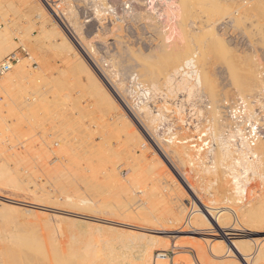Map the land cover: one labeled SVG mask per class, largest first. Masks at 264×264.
Instances as JSON below:
<instances>
[{"label":"bare ground","instance_id":"obj_1","mask_svg":"<svg viewBox=\"0 0 264 264\" xmlns=\"http://www.w3.org/2000/svg\"><path fill=\"white\" fill-rule=\"evenodd\" d=\"M79 1H82V2L88 1L92 3V6L94 7L93 10H94L95 19L97 21V24L99 25L98 28L100 29L109 27L110 30L113 29L114 31H122L124 28L122 25V22L134 21L138 17V14L142 12L147 15L145 16L144 19L146 20L149 19L147 21L148 24L150 26H155L158 32L164 34V37L161 43H163L164 41L165 46L163 44L162 49H161V46H159V49H161V53L159 52V50L158 51L156 50V52L160 54L158 55V53L154 52L153 55H155V53L158 55L157 56L158 61L157 60L156 61L159 62L161 65H163V67L170 65L171 68L168 69L169 66L166 67L165 69H167V71L166 72L164 71L166 74L164 75L162 80H159V78L156 77L157 75L155 76L156 74L155 68H153V66L148 63L147 61L148 58L141 56V53L139 52L140 50H138V53L140 54L136 55L138 54L136 53L135 54L136 56L133 59H135L138 66L140 67L138 68L140 73H138L137 72L138 70H137L136 71L137 73L136 72L132 73L133 75L128 80L129 91L135 94L136 96V100L134 104L128 105V103L126 102V98L124 97L125 93L122 92L123 85L125 83L122 81V79L120 78V80H118L119 82L118 83L116 82L117 84L115 82H114L115 84L112 83V80H110L111 74L110 75L108 74L109 73L108 71L110 69L104 71V69L103 70L101 69L103 68L102 66H100L101 64L99 65L97 63L98 61L94 62V60L98 59V58L96 59L97 56L95 57L94 55L96 54L95 53L96 51L94 52L95 49L89 44L90 43L89 41L86 42V40L83 37L84 35L83 36L81 35V31H83L82 29H83L84 22H82L80 18L78 19L77 12H75L74 10L75 7H73V4H72L74 2H79ZM134 1L138 2L141 5L139 0H134ZM207 1L210 3L206 5ZM238 1H242V3L237 7V9L232 11L231 9L232 5L230 3L226 4L225 0H159V3H160L159 9L154 8L152 6L151 8H148L146 10L143 7L144 5H142L144 10L139 11L135 7H132L130 8V10L124 11L120 15V17L115 16L114 18H110L111 21H106V20H109V17L105 15V10L109 9L108 2L106 0H58L56 4L57 9L53 13L51 11V15L53 16V18L56 20V23L58 24V25H54L57 27L53 28V29H56V30H53V32L51 29L46 30V24H48L50 18L48 19L49 15L45 13V8L42 6H39L37 17L40 18L41 23H42L41 25L44 28L43 30L44 39H46L44 41H46L50 45H53V47H56V48L58 47L59 50L61 48L65 49L63 51L65 54L64 56L65 58L63 57V59L68 64L67 65L68 74L69 73L72 74V81L74 83L72 84L71 82V85L72 86L75 85V87L78 89L76 90L78 94H74V95L70 94L67 97L64 94L62 95V100L60 99V97H58L60 95H57V98L61 100V103L65 102L69 110L74 109L75 112L78 113V116H81L82 114H84L83 116H85V118L88 112L90 114L94 112L99 113L100 121L98 118V124L95 125L100 130L99 132L105 129L111 132V135H113L112 132L114 133L121 132V134H123L122 140H120V138L117 136L118 140H120L118 142L121 143L122 145L121 151L123 154H125V151H124L125 147L130 146L133 154L139 151L140 156L138 157L143 156L142 158H145L144 157L145 153L148 154V152H151L150 149H153V152L159 157L160 161H158L155 164L154 163L150 164L148 172L152 174L153 176H156L155 179L157 180L158 183H160L159 181H161L162 179L161 177L166 172L165 166L168 168L165 161L169 162L173 160L177 164H180V166L182 165L184 167V171H183V177H185L183 178V182H185L184 185L187 187V189L189 188L191 192L193 191V195L195 196V198H197V201L199 202V204L196 203L197 204L196 208L194 207V205L196 204L191 205V210H190L191 213L187 217H185L186 215V213L184 214L185 210L182 207H180V205L178 204L181 193H182L181 189L184 190V186L180 182L179 183L181 185V188H178L179 186L176 185L178 188L177 190H175L176 188L168 189V187H166L168 184L167 185L165 184L166 186H164L161 184H157V182L156 184L155 182H152L153 185L151 184L152 186L151 187L149 186V188L147 189H145L144 186L142 187L144 183H142V185L139 184V186L138 184H136L135 187L137 191H132L133 189L131 190L129 186L134 183L131 186L133 187L135 185V182L141 183V180H143L142 176H140L139 178L140 182L134 181V180H132L134 181L132 182L129 180L130 181V182L128 181L129 183H125L124 181L120 180V177L117 178V174H115L116 166L110 167L108 165L103 164L100 170L97 171L96 168L97 166H100V164L96 165V163H93V162L91 163L90 161L91 159L87 161L88 164L85 162L86 166H84L79 163L81 160L75 157L77 155V154L76 155L74 154L75 148H73V152L70 153V150H68V145L66 143L67 138H64L62 136L59 140L60 145H58V147L56 146L57 147L56 149L55 147L52 148L50 151L46 149L48 153L46 150H44L46 152L43 153V150H42L44 148L43 147L42 149H39V152L42 151V153L40 154L38 152V149L36 150L34 148V150H36L39 154L37 152L34 153L33 152L34 150L32 149L33 147L32 141H34L35 139L33 140L32 138L33 135L29 132V129L32 128L33 126V122H34L33 116L34 115L33 116H30V115L32 114V111L34 109H39V108L43 109V107H45L48 104V100H47L48 97L46 94L38 93L35 96L34 95H32L31 97L25 96L23 100L21 99L23 92H25V90H23L25 87L20 88L22 84L20 82H22V79L25 76V71H24L25 58L19 57L18 54L16 53L17 61L11 65L8 71L4 72L6 73V76L1 77L2 79L0 80V88L2 90L0 91H4V93L6 94V96L4 97L8 99L6 100L5 98L6 102H10L8 103L10 107L8 105H5V106H8L7 110L8 108L10 109L9 113L11 112L10 115L7 112L9 115L8 117L14 116L13 113H16L17 112L16 110H18L19 112L18 114H20L21 112V115H22V117H20V115L17 116L15 114V116H17V123H18V119L21 121L20 118H23L24 116L23 121H25L26 124L25 122H23V124H25L27 129L25 131L26 133L25 132L23 133L27 137L23 139L24 143L22 144L20 143L23 147L22 150L19 149L18 147L15 149V146H16L15 145V146H12L13 149L11 151L10 150L7 151L10 153L8 154L6 153V156L4 155L6 152L5 150L3 154H0V189L6 188L7 191L10 190L13 193L17 192L19 194L22 193V194L28 195L29 197L32 196V199L35 202H38L39 200L38 198L41 196L48 198L49 196H47V194L45 193L43 194L40 193L39 196H37L38 193L35 192L34 194L33 193L34 191H32L34 189L32 188H31L32 190L29 189V180H30L29 178H31L32 174H34L36 170L43 171L42 173L45 175L44 177L45 178L47 177V179L52 180L51 182L53 184L55 182V187L57 186L58 189L60 187L63 190L64 188L67 187V189H64V191L60 189L62 191L60 195L57 192L56 196L53 198L54 199L53 203H51L50 200L49 202L51 203V205L54 204V206L55 205L61 206L59 207V209L60 208L63 209L62 206L71 209V210H61V209L56 210L57 208L56 207L54 208V210H51L54 213H58L56 214V216L54 215L52 216L56 218L57 223H58L57 226L60 228L61 231H63V232H60L61 236L66 235L65 234L67 232L66 229H68L67 226H70L69 225L70 223L68 224V221L72 223L71 225L73 229L71 228L72 230L70 229L68 232V236H71V239L77 238L78 237L77 234L81 232H84L86 235L87 228L93 225L91 221H94V222L100 221L101 223H106V224H119L120 226L119 221L115 222L111 218L105 219L103 217L104 219L101 221L100 219H98L100 218L99 216L96 218L91 215L85 214L84 212L83 213L77 212V210H81V211H89V212L95 213L98 210L92 207L96 210L94 211V209L91 208L89 202L93 198L86 199V197L83 195V193L81 192V189L79 188L77 184L78 181L79 182L83 181L85 184L87 183L88 186L89 185L93 186L89 182H92L93 184L95 182L96 185L98 184L103 185L105 186V187L102 186L104 189L107 187L106 192L108 194V197L112 199L117 198V200L121 199L125 201V202L123 201L122 203L119 200L120 204L123 205L122 208H120L118 212H116L117 211L116 209H115L116 211H113L112 209V213L116 212L117 215L112 214V213L111 214L112 216L113 215L118 216V213H119L118 217L121 216L120 217L121 219H117V220H120V221L122 220L123 222L121 223L127 224V226H124L123 224L122 225L126 227V229L128 230L118 231L116 230L117 227L115 228L116 225L113 226L114 228L112 226H105V228H102L104 226H102L100 223L99 224L101 226L96 224L95 229L98 230L97 232L106 230L107 233L110 231V232H116L117 234L115 236H112L111 234L112 237H110V239L100 240L101 244L99 247H101V249L98 248L100 249L99 251L95 250V245L92 243L91 240L85 243L84 246H82L81 250L80 248L78 249L75 248L77 244H74L75 247H71L69 246L70 244H67L69 246L68 248L70 251L68 253L60 254L62 251H59L61 248L60 249L58 248V252H57L58 253L57 263L58 264H78V261L75 258L76 255L77 257L79 256V258H81L84 261V263L82 262L81 264H107V263L109 264L110 262H113V264H264V242L257 243L256 237L252 239L251 237H249L250 239L233 238L232 236L234 232L233 231L229 232L226 230V228L230 226L234 227V226L240 225L243 228L246 226H251L252 228L248 229L250 232H258L259 228L264 227L263 226L264 225V210H263V213H261L262 210H260L263 205L261 201L264 200V137L260 139L257 138V140L253 144H251V142L249 141V139L246 137V135L243 132L242 122H239L238 120L234 121L230 117L228 118L225 115L224 109H222L225 106V104L227 105L234 101L240 100L244 105V111L246 113V116L248 118H251L256 115L254 112L255 105H259L260 107L264 108V70H262V67H260L258 63L253 64V65L252 64L246 65L244 68L242 67L243 72H241V74L239 72L238 73L239 76L237 75L238 76V77L236 76L237 78L232 79L230 83L231 84L230 90L226 89L229 92L227 93L225 91L226 93L222 94V97L219 98L220 95L219 93H217L216 90H214L212 81L207 76L208 75L207 71H203L199 68L195 70L187 71V70H182V68L178 66L181 50L185 47L182 43L183 41L181 42L182 43L181 44L182 46L180 45L181 47H179L178 44L177 45L175 44L176 41H173V39L175 38L176 32H178L177 33L178 34L177 36L179 37L177 38L178 40H182V39L184 40L185 36L188 37L187 34L189 33L186 32L185 27H192V29H194L195 31L200 30L197 28L196 23L191 20L185 23L183 22V19H185L188 14H191V9L196 8V6H199L200 9L206 6V9H209L210 11L211 9L214 10L213 13H216V11L218 10L220 11L227 10L228 12L226 13V15L227 14L229 16L234 15L233 18L235 17L240 18L244 15L246 16L248 12H251V10H255V9L259 10V12L264 14V0H248L250 1L249 2L250 4L247 3V0H238ZM233 20L239 21L236 19H233ZM214 24L215 22L210 23L209 28L212 31H214ZM67 28H69L71 31V32L68 31L71 34V38H74V36H76L77 40L74 39L75 44L72 43V41L66 34H64L63 32L64 30L62 31V29L67 30ZM214 33L215 32H213V34ZM2 35L3 36L6 35L8 40L5 39V37H3ZM56 36L61 38V41L58 40ZM8 37L9 36L7 35L6 30L5 31L0 30V38H2L1 39L2 43L3 44L7 43V46L5 45L6 46L5 49L4 48H0V49H4L7 51L9 50L10 53H13L15 52V51H12L14 44L11 42V40H9ZM44 41H42V43ZM172 41L175 43L173 44ZM220 41H221L220 46H224L223 44H226L223 42V39H221ZM170 43H172V45H169ZM178 43L180 44V42ZM45 48H48V47H45ZM54 49H50V50L54 51ZM56 54L57 56L59 55L58 53ZM93 55L95 59L91 58L93 57ZM188 56L189 57L184 62V65L187 68H191L190 67L192 63L191 53H189ZM244 56L245 55H243V57ZM91 60H93L95 64L97 63L101 70L98 68V66H96L97 64L95 65ZM90 62L91 64H93V67L90 64ZM241 63H243L242 60H241ZM115 64H116V60L112 61L113 67L115 66ZM239 66L240 65H238V67ZM96 68L99 74H101V77L98 75ZM113 69H114V71H112L114 72L113 75L114 76L119 75L118 69L115 70L116 67H114ZM161 72L162 70L160 71V74ZM119 77L120 75L118 76V78ZM108 84L114 90L115 88L119 89V90L117 89L118 91L117 90L116 91L119 92L120 94L115 92V94L117 93L116 96L118 97V100H116L114 98V95H112L113 92L111 93L110 90L108 89V86H107ZM61 86L59 85L58 87H61ZM58 89L60 90V88ZM243 92H248L251 94H244ZM80 95H85L86 99H88L89 102L87 104L80 105L81 103ZM19 104L22 106H19ZM24 107L26 108L24 109ZM1 108H4V107H1ZM113 110L116 113L115 119L117 120V122L114 123L113 128L112 127L110 128V124L107 122L109 117L107 116L110 113H112ZM7 113H6V116H7ZM15 116L14 118L16 120ZM89 116L90 115H88V117ZM11 118L13 117H10V119ZM14 118H13V121L15 122ZM20 121H19L20 124L18 123L19 126L23 125L21 124L22 122ZM4 123H5L4 118L0 116V129L2 130L4 129L3 127L6 126L5 125L6 123L5 124ZM11 123H12V120H11ZM13 124L14 123H12V125L10 124L11 126H9V124L7 123L8 127L6 126L5 130H10L12 131V133L13 132L17 133V131L18 133L20 132L22 133V131L20 130L24 129L22 128L23 126H21L22 129L18 128L20 130H17V127H14ZM60 124H62V121ZM174 124H177L176 126L179 128L178 130H175V128L174 129L171 128L172 126H174ZM87 125H93V124H87ZM164 126H166L165 128H163L164 132L162 131V134H158L157 133L159 131L158 129ZM23 133L21 135H23ZM96 133H98V131H96ZM103 134H100L99 136L100 141L98 142H94L92 140L87 141L84 144L85 146L84 145L83 146L87 147L90 151L92 150L96 155H99L104 158L106 155H108V151H110V149L114 153H116L117 148L110 147V149L106 150L104 148L103 142L108 141V140L106 137H105L106 139L103 137ZM11 135H14V133ZM18 135L16 134L17 136L16 138H18ZM19 137H22V136H19ZM45 143H42V144H45ZM149 144L153 145V148ZM89 150L88 151L85 150V154L86 152L88 153ZM26 151H27V155H25ZM126 152H128L126 153L128 154L127 157L131 156V154L129 155V150H127ZM28 153H31V155L28 156ZM46 153L49 155L50 153L54 154L55 159L52 158L49 162H44V160L43 162L42 160L40 161L41 159L40 156L43 157L45 156ZM45 157H48V156H45ZM142 158H141V161L146 159V158L145 159H142ZM169 163L171 164V162ZM92 164H95L96 167H94ZM19 165L21 166L25 176L23 174H22L23 176L21 175V172L19 171L20 170ZM33 168L35 169L34 171L32 170ZM37 168H39L40 170ZM132 170H133L132 173L134 172L137 173L136 174L137 176L139 175V173L141 172L143 173V171H141V168L139 166H136L134 168L132 167ZM174 171H176V169ZM176 172L178 174V171ZM187 173L193 174L192 178L196 180L195 183L198 182L197 184L200 188L202 186L201 184L205 183V181L208 184L215 185L214 187L212 186L209 187V185L207 184L208 188H206L207 186H203L205 187L203 189L204 194H206V191L208 189H210L213 192V194L208 198L201 195L202 191L200 192L199 191L200 189H198L199 187L197 188V186H195L197 184H194V182L192 183L190 180H188ZM133 175L131 176L132 179H133ZM136 175H134V177ZM204 175L205 176L208 175L209 177L210 176L211 177L210 178L208 177L209 180H205ZM131 178H128V179H131ZM179 178H181L182 180V174L179 175ZM136 180H138V178ZM96 185L94 184V186ZM158 185L160 188L157 187ZM162 186H164L165 188L164 187L162 188ZM91 190L93 191V187ZM195 191L199 193V195L201 196L196 195ZM102 193H103V190H102ZM251 193L255 194V196L253 195L254 197L252 198L253 200L249 199L250 196L252 195ZM8 195H12L11 192ZM136 195H138L139 197V200L137 201L135 200ZM6 196L0 195V197H3L2 200H4L2 201L4 204L1 210L2 213L4 212L11 213V215L16 216V218H18L16 215L17 213L16 211H17V207H20L19 205H21V207L22 206L27 207L28 210H26L27 208L25 209L27 212L33 209H40V207L35 206V204L30 201L25 202L26 201L25 200L23 202H18L16 199H14V197L8 198ZM9 197H12V196H9ZM108 197H107V200H108ZM110 198L109 200L112 201V199ZM246 199L248 200V202ZM250 200L252 201V203L249 204L248 206H245L247 203L250 202ZM96 201L94 203H96ZM101 203L99 205H102L105 202L102 204ZM160 203L164 205L163 206L164 211L162 210L163 213L161 214L160 217H156L155 219L150 220V222L148 223H151V225L153 226L157 224V226H159V228L161 229H155L154 231L159 232L160 235L162 236H155V235L149 234L148 228L144 229V227L142 226H137L132 223H129L130 221H134L136 218L137 220L138 218H140L145 221H148L149 218L148 219L146 218L148 215V210L153 208L154 207L153 205L160 204ZM219 203H223V204L220 206L215 205ZM110 208L111 207H109L108 210ZM105 210L107 211V213L111 212V209L108 211L106 207L102 210V212ZM22 212L25 213L24 210ZM7 215L9 216V214ZM26 216L29 217L28 213L26 214ZM33 216L35 215H32V217ZM50 216L51 215H49V217ZM49 217L47 218L48 219L52 218V217L50 218ZM4 219H6V217ZM25 220L27 222V219ZM124 220H128L129 222L127 221L124 222ZM64 221L65 223L67 221V224H68V225L67 224L64 225L66 226V229L65 227L62 226L63 225L62 223ZM38 222H41V220H38ZM4 223L6 225V222ZM44 223H46V221H44ZM50 223L52 225V222ZM143 223L145 222L143 221ZM15 225H19V224L15 223ZM139 225H141V222L139 223ZM17 227L14 231L20 230L19 227L21 226L18 227V230H17ZM24 227H21V229ZM214 227H217V229L219 230L220 236H218L213 231L214 229H211ZM256 227H259V228L256 229ZM46 229L47 228H45V230ZM120 229H122V227ZM60 230H57L56 228L55 231L59 233ZM6 231L5 230L3 231V229L2 230L0 229L1 240L4 242L6 241L7 243L11 242L12 244L13 242L16 243L17 240L15 239H18V238H15V237L17 236H15L12 233L6 232ZM53 231L54 230H52V232ZM240 231L242 233L244 232L242 229ZM240 231L239 233L237 232L238 235L241 233ZM50 232H51V229H50ZM90 232H92V229ZM167 232H172L173 234H165ZM176 232L184 233V235H176ZM46 234L47 233H45V235ZM53 234L56 236L55 233ZM53 234H51V236H53ZM87 234L89 235V233ZM45 235L43 237H45ZM198 235L203 236L204 238L203 237L202 238H203V241L205 242L206 240H209V239H211L209 241H213V244L210 245L209 249H206L203 246V244L200 242V240H198L200 238L198 237ZM252 235L254 234L252 233ZM100 237L94 236L95 239L96 238L99 239ZM175 237H177L176 240H172ZM184 237H186L185 239H187L189 245L185 240L181 239ZM241 237H243V235ZM64 239L66 240V238ZM78 239L80 238L78 237L76 241H78ZM43 240L41 239L40 241L42 242ZM114 240H116L117 242H115ZM83 241H86V240L84 239ZM70 243H72V241ZM12 244H11V247H12ZM67 245H64V246H67ZM78 245L81 246L80 244ZM186 245L190 246L191 249L188 250L187 248H185L187 250H182L183 249L182 246H186ZM56 246L58 247V245ZM9 247L10 245H6V247L4 246V251L2 250V252L0 253L2 255V258H4L2 260L3 261L5 260L4 261L5 263L2 261L4 264H11L10 261H12L11 255L14 252L12 251V248H9ZM74 248L76 250H74ZM170 248L176 249V250H174V254L172 256L167 257V255L164 254V252ZM10 250L12 251L11 254H10ZM35 251L37 252V250ZM43 253L41 254L44 255ZM236 253L240 257H238ZM30 254L32 255L33 253H30ZM157 254H163V257H160ZM157 256L158 258L160 257L162 259L158 260L156 258ZM19 257L16 258L17 261L19 260ZM24 258L25 257H23V260ZM25 259H28V257ZM38 259L39 257L37 258V260ZM2 262L0 261V263ZM20 262L14 263V264H20ZM35 262L33 263L34 264L38 263V261L36 263ZM12 264H13V261H12ZM26 264H27V261H26Z\"/></svg>","mask_w":264,"mask_h":264},{"label":"rangeland","instance_id":"obj_2","mask_svg":"<svg viewBox=\"0 0 264 264\" xmlns=\"http://www.w3.org/2000/svg\"><path fill=\"white\" fill-rule=\"evenodd\" d=\"M225 1H226V4L230 3L232 5V8H231L232 11L237 9V7L242 3V1H238V0L237 1L236 0L235 1L234 0L233 1L232 0H225ZM57 2H58V0H54V1L53 0H0V30H2V31L6 30L7 35L9 36L8 37L9 40H11V42L14 44V47H13L12 51L17 52L19 57L25 58V62H24V65H25L24 66L25 67V69H24L25 76L22 79V82H20V83H22L20 88H24L25 87L23 89V90H25V92H23L21 99L23 100L25 96H29V97H31L32 95L35 96L38 93L46 94L47 97H48L47 98L48 104L45 107H43V109L42 108L34 109L32 111V114L30 115V116L34 115L33 116L34 117V122H33L32 128L29 129V132L33 135V137H32L33 140L35 139L36 141H38V142H36L35 140L32 141V145H33L32 149L33 150H34V148L36 150L38 149V152H39V149H42L44 147L42 149L43 153H45L47 150L50 151L54 147L56 149L58 147V145H60V141L59 140H60V138L62 136L64 138H67L66 143L68 145V150H70V153H72L73 152V148H75L74 151L76 153L74 152V154L75 155L77 154L75 157L82 161V162L81 161L79 162L80 164L86 166L85 162L87 163V161H89L91 159L90 160L91 163L92 162L96 163V165L100 164V166H97V168H96L97 171L100 170V168L102 167L103 164L108 165L110 167L116 166L115 174H117V178L120 177V180L124 181L125 183H129L132 180L140 182L139 178H140V176H142L143 180H141V183H136L135 182V185L133 186L134 188L131 187L134 183L133 184L131 183L132 185H130L129 187L131 188V190L133 189L132 191H137V189L135 187L136 184H138V186H139V184L142 185V183H144V185H142V187L144 186V188L147 189V188H149V186L151 187L153 185L152 182H155V184L157 182V180L155 179L156 176H153L152 174H150L148 172L150 164H153V163L155 164L158 161H160L159 157L153 152V149H150L151 152H148V154L145 153L144 157L147 160L145 158H142L143 156L142 157H138V156H140V152L139 151H137V153L133 154L130 146L129 147L128 146L125 147V150H124L125 154H123L122 151H121L122 150V145H121V143L118 142V141L123 139V134H121V132H118V133L112 132L113 135H111V132H109L108 130H105L103 128H102L103 130L101 129L102 131L99 132L100 130L95 126L96 124H98V118H99V121H100V116H99L100 114L99 113H95L94 112V113L90 114L88 112V114L86 113L87 115H86V118H85V116H83L84 114H82L81 116H78V113H76L74 109L69 110L68 107L66 106L65 102H64L65 104L63 102L61 103L62 95L65 94L66 97H67L70 94H72V95L78 94L76 92V90H78V89L75 87V85L74 86L71 85V82H72V84L74 83L72 81V74L71 73L68 74V71H67V68H68L67 65L68 64L63 59V57L65 56L63 51L65 49L61 48L59 50L58 47L57 48L53 47V45H50L46 41H44V40H46V39H44V33H43L44 28L41 25L42 23H41L40 18L37 17L39 6L44 7L45 8V13H47V15H49L48 19L50 18L49 22L47 20L48 24H46V30L51 29L52 32H53V30H56V29H53V28H56L57 26H54V25H58V24L56 23V20L51 15V9L48 7L47 4L49 3L51 7H53V8L55 7V10H56L57 9L56 8ZM112 2L114 4H116L117 2H119V0H116V2H115V0L114 1L112 0ZM249 2L250 1L247 0L248 4H250ZM209 3L210 2L207 1L206 5L209 4ZM72 4H73V7H75L74 10H75V12H77L78 19L80 18L81 21L84 22L83 29H82L83 31H81V35L82 36L84 35L83 37L86 40V42L89 41L90 43L89 42L88 43L95 49L94 52L96 51L95 52L96 54H94V53L93 54L95 55V57L97 56L96 59L97 58L98 59L94 60V62L98 61L97 63L99 65L101 64L100 66L103 67L101 69L102 70L104 69V71L110 69L108 71L109 72L108 74L109 75L111 74V76H110L111 79L110 80H112V83H114V82L118 83L119 82L118 80H120V78L122 79V81L125 83L123 85V91L122 92L125 93V94L124 93L123 94H124V97L126 98V102L128 103V105L134 104V102L136 100L135 94L131 93L129 91V88H128V84H129L128 80L133 75L132 73L136 72L138 70V68H140L138 66L137 62L135 61V59H133V58H135L136 55H139L141 53V56L148 58L147 61H148V63L150 65L153 66V68H155V70H156L155 76L157 75L156 77L159 78V80H162V78L166 74L165 72L167 71V69H165V68L168 67V66H169L168 69L171 68L170 65L163 67V65H161L159 62H157L158 61L157 56L161 53L162 45L164 44V41H163V43H161L162 40H163L164 34L158 32L157 29L155 28V26H150L148 24L147 21L149 19L148 20L144 19L145 16H147L145 13L140 12L138 14V17L134 21H124V22H122V25L123 26L125 25V27H126L125 29L123 28L122 31H114L113 29L110 30L109 27L108 28L105 27L104 29L98 28L99 25L97 24V21L95 19L94 10H93L94 7L92 6L91 2L79 1V2H74ZM142 5H143V3H141V5L139 3H136L134 5V7L137 10H139V11H143L144 8L142 7ZM205 9H206V6L202 7L201 9H200L199 6H196V8H192L191 9V14H188L186 16V18L183 19L184 23L188 22L190 20L195 22L196 25H197V28L200 29V30H198V31L196 30L197 31L196 32L194 29H192V27H185L186 32L189 33V34H187L188 37L185 36L184 40L183 39L182 40H178L177 39V38H179L177 36L178 32H176L175 38L173 39V41H176V43L173 42V41L172 42H173V44L174 43L176 45L178 44L179 47H181L182 46L181 44L183 43V45L185 47V48L182 47L183 49L181 50V53H180L178 66H180L182 68V70H187V71L195 70V69H198V68L203 70V71H207L208 72L207 76L211 79L212 84L214 86V90H216L217 93H219L220 96L219 95L218 96H219V98H221L222 94H224L226 92L227 93L229 92L227 90L228 89L230 90V88H231V84L230 83H231L232 79L237 78L239 76L238 73L240 72V74H241V72H243V68L246 65H251V64L253 65V64L258 63L260 65V67H262V70H264V14L259 12V10L255 9V10H251V12H248L246 14V16L244 15V16H242L240 18L237 17L238 18L237 19L236 17L233 18L234 15H232V16H229L228 14L226 15V13L228 12L227 10L226 11L225 10H222V11L218 10V11H216V13H213L214 10L211 9V11H210L209 9H206V10ZM192 11H194V12H192ZM233 19H236V20H239V21H234ZM240 19H242V20H240ZM106 21H109V20H106ZM260 21H261V23H260ZM211 22H215L214 31H212L209 28ZM207 26H208V28H207ZM208 29H210V30H208ZM62 31L64 32V34H66L70 38L72 43L75 44V40L74 39H76V36H74V38H71V34L69 33V32H71L70 29L69 28H67V30L62 29ZM213 32H215V33L213 34ZM196 34H197L198 37L196 36ZM95 35H96V37H95ZM212 35H213L214 39H213ZM217 35H218V37H217ZM3 37H5V39H7L6 35L3 36ZM56 38L61 41V38H59L58 36H56ZM1 39L2 38H0V41H1L0 48H4L5 49L6 46H7V43L3 44ZM221 39H223V42L226 43V44H223L224 46H220L221 45L220 44L221 43V41H220ZM42 41H44L45 43L44 42L42 43ZM178 42H180V44ZM216 42H218V43H216ZM169 45H172V43H170ZM44 46L48 47V48H45ZM75 46H77V45H75ZM159 46H161V49H159ZM164 46H165V44H164ZM21 48L23 49V51L21 50ZM49 48L50 49H54L55 48V49L53 51V50H50ZM4 49H0V51H1L0 52V62L2 61V59L6 55H8L10 53L9 50L7 51V50H4ZM138 50H140L139 51L140 53H138ZM156 50L157 51L159 50L160 53L156 52ZM60 51H62V52H60ZM2 52H4V53H2ZM154 52L158 53V55L156 53H155V55H153ZM56 53H58L59 55L57 56ZM136 53H138V54H136ZM189 53H191V59H192V63L190 65L191 68H187L184 65V62L189 57L188 56ZM94 55L91 58L95 59ZM243 55H245V56L243 57ZM239 58H241V59H239ZM243 58H245L246 60L243 59ZM115 60H116V64H115L114 67H116L115 70L118 69V71H119V75H120L119 78H118L119 75L114 76L113 75L114 72H112V71H114V69H113L114 67L112 66V61H115ZM236 60H238V61H236ZM241 60H242V62L244 64L241 63ZM91 61L93 62V60H91ZM247 62H249V63H247ZM90 64H91V62H90ZM98 64L96 66H98V68L100 69ZM91 65L93 67V64H91ZM238 65H240V66L238 67ZM161 67H163V68H161ZM111 69H113V70H111ZM160 69L162 70L161 74H160V71H161ZM66 71H67V73H66ZM96 71H97V68H96ZM137 72L140 73L139 70ZM97 73L101 77V74H99L98 71H97ZM4 76H6V73H4L3 75L0 76V80L2 79L1 77H4ZM63 84H64V86H63ZM59 85L60 86L62 85L63 87L62 86H61L62 88L58 87ZM56 86H57V88H56ZM107 86H108V89L110 90V92L111 93L113 92L112 95H114V98L116 100H118V97L116 95H117V93L120 94L119 92H117L119 89L114 87L115 88V90H114V89L111 88V86H109V84ZM71 87H72V89H71ZM116 87H117V85H116ZM58 88H60V90ZM0 90H2V89L0 88ZM223 90H224V92H223ZM115 92H117V93L115 94ZM221 92H223V93H221ZM55 93H56V95H55ZM243 93L244 94H251V93H248V92H243ZM4 94H5L4 91H0V105H1L0 108L4 107V108L0 109V113L2 114V115L0 114V116H2V118H4V122L6 123V124L5 123L4 124L7 126V123H8L9 126H11L12 123H14L13 126L17 127V130H20L18 128H21V126H23L22 128H24V129L21 128L22 130H20V131H22V133L25 132L27 127L25 126L26 122L23 121L24 116H23V118H20V117H22L21 112H20V114H18L19 113L18 110L15 109L17 112L14 111L16 113H13V112L12 113L14 114V116H15V114L17 116L20 115V117H18V118H20L21 121L18 119V123H19V121L22 122L21 124H23V122H25V124H23V125H20V126L18 125L17 116H15L16 120H15L14 116H10V117L14 118L15 122L13 121V118L10 119V117H8L10 115V113H11V112L9 113V110H10L9 108L7 110V107L9 106L8 103H10V102H6V100H8V99L6 97H4V96H6V94L5 95ZM57 95H60L58 97H60L61 100H59V98H57ZM80 96H81L80 105H84V104H87L89 102V100L86 99L85 95H80ZM5 98H6V100H5ZM58 101H60V102H58ZM83 101H84V103H83ZM5 105H8V106H5ZM19 106H22V105L19 104ZM25 108L26 107H24V109ZM3 109H5V110H3ZM7 112L9 113V115H8ZM6 113H7V116H6ZM88 115H90V116L88 117ZM115 115H116V113L113 110L112 113H110L107 116V117H109L107 122L110 124V128L111 127L113 128L114 123L117 122V120L115 119ZM5 117H6V119H5ZM52 117H53V119H52ZM92 117H93V119H92ZM56 118H58V119H56ZM51 119H52V121H51ZM11 120H12V123H11ZM58 120L60 121V123L62 121V124H60ZM94 122H96V123H94ZM75 124H77V125H75ZM87 124H93V125H87ZM176 125L177 124H174V126H172V127L170 126V127L173 128V129L175 128V130H178L179 128ZM13 126H12V128H13ZM166 126L161 127L162 129L159 128L158 130L160 132L158 131L157 133L158 134H162V131L164 132L163 128H165ZM5 127H3L4 128L3 130L0 129V131H1L0 132V154H3V152L6 151L5 154H4L6 156V153L7 154L10 153V152H7V151L8 150L11 151L13 149L12 146L16 145L15 149L18 147L19 149L22 150L23 147H22L21 144L24 143L23 139L25 137H27V136L24 135V133H23V135H21L22 133L20 132L21 133L20 134V133H18V131H17V133L13 132L14 135H11V134H13L12 131L5 130ZM52 127H54V128H52ZM110 128H109V130H110ZM93 130H95V131H93ZM7 131L10 132V133H8ZM96 131H98V133H96ZM142 132H143V130H142ZM56 133H57V135H56ZM99 133L100 134L104 133L103 137L104 138L106 137L107 140H108V141H104L103 142L104 143L103 144L104 148L106 150L110 149V147L111 148L112 147L113 148H117L116 153H114L110 149V151H108V155H106L103 158V157H101L99 155H96L92 150L90 151L87 147H84L85 146L84 144L87 141H91V140L94 141V142L100 141V138H99L100 134ZM8 134H9V136H8ZM16 134L17 135L20 134V135H18V138H16L17 137ZM19 136H22L23 138L19 137ZM117 136L120 138V140H118ZM120 136H122V137H120ZM15 141H17V142H15ZM18 142H19V144H18ZM42 143H45V144H42ZM75 145H77V146H75ZM149 145H151V144H149ZM107 147H109V148H107ZM151 147L153 148V145H151ZM6 148H8V149H6ZM36 150H34L33 152L34 153L37 152ZM44 150H46V151H44ZM85 150H87V151L89 150V152L88 153L86 152V154H85ZM127 150H129V155L131 154V156L127 157V155H128V154H126V153H128V152H126ZM90 152H91V154H90ZM39 153L41 154L42 151H40ZM47 153H48V151H47ZM47 153L45 154V156H48V157L43 156L44 155L43 154L42 155L43 157L40 156V158H41L40 161L42 160V162H43V160H44V162H49L52 158H54V154L50 153V155H49ZM25 155H27V151H26ZM30 155H31V153H28V156H30ZM87 157H89V158H87ZM141 158L145 159V160H143L144 162L141 161ZM172 161H169V162H171V164L169 162L165 161L167 166H168V168L165 166L166 172L165 173L163 172L164 174L161 177L162 179H161V181H159L160 183L157 182V184H161V185H164V186H166L168 184L169 186L168 185L166 186V187H168V189H175L176 188L175 190H177L178 188H181L180 183L184 186V190L181 189L182 193H181L180 200H179L178 204L180 205V207H182L185 210L184 214L186 213L185 217H187L191 213V211H190L191 210V205L196 204V203L199 204V202L197 201V198H195V196L193 195V191L191 192V190H189V188L187 189V187L184 185L185 184V182H183V178H185V177H183L184 167L182 165L180 166V164H177L176 162H174V161L172 162ZM10 162H11V160H10ZM133 163H134V165H133ZM92 165L94 167H96L95 164H92ZM136 166H139L141 168V171H143V173L140 171L141 173H139L138 176L136 175L137 173H135V172L132 173V171H133L132 167L134 168ZM30 167H32V166H30ZM98 167H99V169H98ZM19 169H20L19 171L21 172V175L22 174L24 175V172H23V170H22L20 165H19ZM37 169H39V168H37ZM175 169H176V171H178V174H177L176 171H174ZM32 170L34 171L35 169L33 168ZM42 172L43 171H41V170L40 171L36 170V172H34L35 175L32 174L31 178H29L30 179L29 180V189L30 190L34 189L32 191H34L33 192L34 194H35V192L38 193V195L36 194L37 196H39L40 193H42V194L45 193V194H47V196H49L48 198H45L43 196L38 198L36 196L39 200H38V202H35L32 199V196L29 197L28 195H25V194H22V193L19 194L17 192L16 193L14 192L15 193L14 194L10 190L7 191L6 188H1L2 190L0 189V195H3V196L7 195L6 197H8V198H13L14 197V199H16L18 202H23L25 200H26L25 202H29L30 201V202L34 203L35 206L40 207V209H33L34 211L31 210V211L27 212L26 211V210H28L27 207H25V206L21 207V205H19L20 207H17V211L16 212L17 213L20 212V213L17 214L16 212H14V213H16V215L18 217V218H16V216L11 215V213H5V212L2 213L1 212V210L3 208V205H4L2 201H4V200H2L3 197H0L1 198L0 199V222H1L0 223L1 224L0 225V229L1 230L3 229V231L7 230L6 232L12 233L15 236H17V237L14 236L15 238H18V239H15V240H17L16 243L13 242V244H12L11 242L7 243L6 241L5 242L2 241L1 237H0V253L2 252V250L4 251V246L6 247V245H10L9 248H12V251L14 252L11 255L12 256L11 260L13 261V264L14 263H18L20 261H21L20 264L21 263L22 264H26V261H27V264H34L33 262H35V261L36 262L38 261L39 264H45V263L46 264H58L57 263L58 262V257H57L58 248L62 249V250L61 249L59 250V251H62L60 254L68 253L70 251L68 247L69 246L75 247L74 244H77L75 248H77V249L80 248V250H81L82 246H84L85 243L89 242V240H91L92 243L95 245V250L99 251L101 249V247H99L100 244H101L100 240L110 239V237L115 236L117 233L116 232H110V231L107 233L106 230H103V231H101L102 232V234H101L100 231L97 232L98 230L95 229L96 228L95 227L96 224L99 225V226H101V225L104 226L102 228H105V226H112L113 227V226L116 225L115 228L117 227L116 230H118V231L128 230V229H126V227H124V226H127V224L121 223V222H123L122 220L121 221L117 220V219H121L120 218L121 216L118 217L119 213H118V216H115V215H117L116 212H118L120 210V208H122V206H123V205L120 204V201L123 203L124 200L119 199L120 200L119 201V200H117V198L112 199V198L108 197V194L106 192L107 191L106 190L107 187L104 189L103 187H105V186H103V185L98 184V185H100V186H98L94 182V184L96 185V186H94V184L92 182L88 181L89 183H91V185H93V186H90V185L88 186L87 183L85 184L83 181L82 182L78 181L77 184H78L79 188L81 189V192L83 193V195L86 197V199L87 198H91V199L93 198L89 202L91 208L94 207V208H96V210L98 209L97 212H99V213H97V212H95V213L93 212L92 213V212H89V211H81V210H77V212H79V213H83L84 212L85 214L91 215V216L96 217V218L99 216L100 218H98V219H100L101 221L104 218L105 219H108V218L110 219L111 218L115 222L119 221L120 222V226H119V224H106V223H101L100 221H97V222L91 221V223L93 225L94 224L95 225L94 226L91 225V227L87 228L86 235H85L84 232H81V233H78V234L76 233L78 235V237L80 238V239H78V241H76V239L78 237L75 238V239H71V236H68L69 230L71 228L73 229V227L71 225L72 223L68 221V224L70 223L69 224L70 226H67L68 229H66V226H64V225L67 224V221H66V223L64 221L62 223L63 224L62 226L65 227L67 232L64 230L66 232L65 233L66 235L65 236H61L60 232H63V231H61L60 228L57 226L58 223H57L56 218L54 217L58 213H54L51 210H54V208H56V207L58 208V209L56 208V210H60V209L61 210H71V209H69L67 207H64V206H62L63 209L62 208L59 209V207H61V206H56V205L54 206V204L51 205V203H53V201H54L53 198L56 196L57 192L60 195L61 192L64 191V189H67V187L64 188L63 190L60 187L58 189L57 186L55 187V182L53 184L51 182L52 180L47 179V177L45 178L44 177L45 175ZM175 172H176V174H175ZM179 172H180V174H179ZM86 173H88V172H86ZM38 174H39V176H38ZM131 174L132 175L134 174L136 176L134 177V175H133V179H132L131 178V176H132ZM181 174H182V180H181V178H179V175H181ZM187 174H188L187 175L188 180H190L192 183L194 182V184L198 183V182L195 183L196 180H194L192 178V175H193L192 173H187ZM208 177L209 176L207 175V176H205L204 179L205 180H209V178L211 176L209 178ZM128 178H131V179H128ZM137 178H138V180H136ZM134 181H132V182H134ZM82 183L85 184V185H83ZM207 184L208 183H206V181H205V183H202L201 184L202 185L201 186L202 189L198 186V184L195 185V186H197V188L199 187L198 189H200L199 190L200 192L202 191L201 195H203L204 197L208 198V197H210L213 194V192L210 189H208L206 191V194H204V190L203 189L205 187H203V186H207L206 188H208V185H209V187L210 186L214 187L215 185H212V184H208L207 185ZM176 185L179 186V187L177 188ZM138 186H137V188H138ZM164 186H162V188ZM172 186L173 187L175 186V187L173 188ZM92 187H93V191L91 190ZM100 187H102V188H100ZM157 187H159V185ZM101 189L103 190V193H102ZM83 190H85V191H83ZM164 191H166V190H164ZM10 192H11L12 195H8ZM93 192H95V193H93ZM195 193H196V195H199V193H197L196 191H195ZM100 194H101V196H100ZM251 194L252 195L250 196L249 199L254 198L253 195L255 196V194H253V193H251ZM96 195H98V196H96ZM201 195H199V196H201ZM9 196H12V197H9ZM51 196H52V198H51ZM107 197H108V200H107ZM24 198H26V199H24ZM109 198L112 199V201H110ZM49 200H50L51 203L49 202ZM94 200L95 201L97 200L96 203H94L95 202ZM135 200L136 201L139 200L138 195H136ZM217 200H218V198H217ZM98 201H100V202H98ZM106 201H107V203H106ZM101 202L102 203L105 202V203L102 204ZM218 202H220V201H218ZM247 202H248V200H247ZM48 203H49V205H48ZM100 203L102 205H99ZM251 203H252V201L250 200V202L247 203L245 206H248ZM261 203L263 205L261 204L262 208L260 210H262L261 213H263L264 200L261 201ZM222 204L223 203H219V204H215V205H219L220 206ZM153 206H154L153 208L148 210V215L146 217L147 219L149 218L148 221H145V220L140 219V218H138V220H137V218H136L134 221H130L129 222L128 220H124V222L127 221L129 223L134 224V225L142 226V227H144V229L148 228L149 229L148 230L149 234H152V235H155V236H162V235H160L159 232H155L154 231L155 229H161V228H159V226H157V224L155 226H153V225H151V223H148V222H150V220H152V219H155L156 217H160L161 216V214L164 211V209H163L164 205L162 203H160V204H156V205H153ZM196 206H197V204L194 205L195 208H196ZM105 207H106L107 210H108L109 207H111L110 208L111 212L107 213V211L105 210L106 212L103 211L105 213L104 214L102 212V210ZM244 207H242V208H244ZM94 208H92V209H94ZM112 209H113V211H116V210L117 211L112 213ZM19 210H21V211H19ZM23 210H24L25 213L22 212ZM96 210L94 209V211H96ZM38 211H40V212H38ZM44 211H45V213H44ZM26 212L28 213L29 217L26 216V214H27ZM111 213L115 214V215L112 216ZM7 214H9V216ZM30 214H31V216H30ZM110 214H111L112 217L110 216ZM32 215H35V216L32 217ZM49 215H51L50 217H52V218L54 217L53 218L54 220L52 218H50ZM52 215H54V216H52ZM5 217H6V219H4ZM47 217H49L50 219H48ZM114 218H116V219H114ZM25 219H27V222H26ZM38 220H41V222H38ZM47 220L52 222V225ZM3 221L6 222V225H5V223ZM12 221H14V222H12ZM44 221H46V223H44ZM143 221L145 223H143ZM140 222H141V225H139ZM15 223L19 224V225H15ZM103 224H105V225H103ZM17 226L18 227L19 226H21V227L25 226V227L22 228L23 230L21 229V227H19V229H20L19 231H14ZM2 227H4V228H2ZM18 227H17V230H18ZM121 227H122V229H120ZM241 227L242 226H240V225H237V226H234V227L230 226V227L226 228V230L229 231V232L233 231L235 233V235H234V233L232 232L233 233V236H232L233 238H242V239H246L247 238V239H250L249 237H251V239H252V238L256 237L257 238L256 239L257 243H260V242L263 243L264 242V227L263 228L256 227V229L259 228L258 232H250L248 229H251L252 228L251 226H246L244 228L243 227L241 228ZM7 228L8 229L10 228V229L8 230ZM45 228H47V229L45 230ZM56 228H57V230H60L59 233L57 231H55ZM123 228H125V229H123ZM42 229H43V231H42ZM50 229H51V232H50ZM91 229H92V232H90ZM211 229H214L213 231L218 236H220L219 235V230L217 229V227H214V228H211ZM241 229L244 231L243 233L240 231ZM52 230H54L55 232L54 231L52 232ZM20 231H22V232H20ZM95 231H96V233H95ZM239 231L242 234L240 233L238 235ZM15 232H17V233H15ZM44 232L47 233L46 234L47 236L45 235ZM53 233H55L56 236ZM87 233H89V235ZM252 233L254 235H252ZM42 234H44L45 237H43L44 235H42ZM51 234H53V236H51ZM111 234H112V236H111ZM165 234H173V233L172 232H167ZM33 235H34V237H33ZM99 235L102 236V237H100ZM176 235H184V233H177L176 232ZM242 235H243V237H241ZM40 236H41V238H40ZM94 236L95 237L97 236V237H100V238L99 239L98 238L95 239ZM198 237L201 238V239L200 238L199 239L197 238V239L200 240V242L203 244V246L206 249H209L210 245L213 244V241H209L211 239L206 240V242H205V241H203V238H204L203 236L198 235ZM36 238H38V239L40 238V239L38 240ZM64 238H66L67 242H66V240ZM176 238L177 237L173 238L172 240H176ZM185 238L186 237L181 238V239L185 240L188 243L187 239H185ZM41 239L42 240L44 239L45 241L43 240L41 242L40 241ZM84 239L86 241H83ZM24 240H25V242H24ZM81 240H82V242H81ZM69 241L70 242L72 241V243H70ZM74 241H76V242H74ZM114 241L117 242L116 240H114ZM43 242H44V244H43ZM46 242H47V244H46ZM57 243H59V244H57ZM11 244H12V247H11ZM48 244H50L52 246H50ZM63 244L64 245L70 244V245L69 246L68 245L64 246ZM78 244H80L81 246H79ZM56 245H58V247ZM59 245H60V247H59ZM188 245H189V243H188ZM188 245L182 246L183 247L182 250L191 249V247L188 246ZM19 246H20V248H19ZM61 246H63V247H61ZM65 247H66V249H65ZM71 247H70V249H71ZM22 248H24L25 250L22 249ZM49 248H50V250H49ZM53 248H54V250H53ZM75 248H74V250H76ZM98 248H100V249H98ZM185 248H187V249H185ZM22 250H24L28 254H26ZM35 250H37V252L38 251L39 252L37 253ZM48 250H49V252H48ZM174 250H176V249H174ZM12 251L10 250V254L12 253ZM42 251L45 252V253H43ZM30 253H33V254L31 255ZM41 253H43L44 255H42ZM19 255H20L21 258L19 257ZM157 255H159L160 257H163V254H157ZM236 255L238 257H240L237 253H236ZM13 256L14 257L16 256V257L14 258ZM36 256H37V258L39 257L38 260H37ZM0 257H1L0 261L2 262L3 261L2 259H4V258H2L1 254H0ZM17 257H19L18 261L16 259ZM23 257H25V258L28 257V259H30V260L25 259V258L23 260ZM160 257L158 258V256H157L156 258L158 260H161L162 258H160ZM75 258L77 259L78 264H79V262H80V264L82 262L84 263V261L81 258H79V256L77 257V255H76ZM13 259H15V260H13ZM31 260H32V262H31ZM12 261H10L11 264H12ZM77 261H75V262H77ZM3 262L0 263V264H4L5 263V262L4 263ZM38 263H36V264H38ZM109 264H113V262H110Z\"/></svg>","mask_w":264,"mask_h":264},{"label":"built area","instance_id":"obj_3","mask_svg":"<svg viewBox=\"0 0 264 264\" xmlns=\"http://www.w3.org/2000/svg\"><path fill=\"white\" fill-rule=\"evenodd\" d=\"M54 1V0H53ZM108 2L109 9L105 10V15L110 18L120 17V15L124 11L130 10V8L134 7V5L138 2L134 0H119L116 4L112 2V0H106ZM114 1V0H113ZM116 2V0H115ZM140 3H143V7L147 10L152 6L154 8H160L159 0H139ZM48 7L51 9L52 12L55 11V8L51 7L50 4H47ZM124 29L126 28L125 25L123 26ZM23 51V49L21 48ZM17 52L9 53L7 56L4 57L2 62L0 63V76L9 70L11 65L17 61ZM225 111V115L231 118L234 121L242 122L243 125V132L246 137L249 139L251 144H253L257 138L264 137V108L260 107L259 105L254 106L255 116L248 118L244 111L243 103L238 100L234 101L230 104H225L222 108ZM167 257H170L174 254V249L170 248L164 252Z\"/></svg>","mask_w":264,"mask_h":264}]
</instances>
